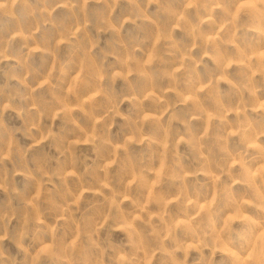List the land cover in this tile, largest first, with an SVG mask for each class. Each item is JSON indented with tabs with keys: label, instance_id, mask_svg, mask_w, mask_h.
<instances>
[{
	"label": "rangeland",
	"instance_id": "rangeland-1",
	"mask_svg": "<svg viewBox=\"0 0 264 264\" xmlns=\"http://www.w3.org/2000/svg\"><path fill=\"white\" fill-rule=\"evenodd\" d=\"M0 264H264V0H0Z\"/></svg>",
	"mask_w": 264,
	"mask_h": 264
}]
</instances>
